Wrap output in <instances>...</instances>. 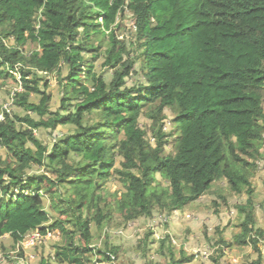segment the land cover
Returning <instances> with one entry per match:
<instances>
[{
	"label": "trees",
	"instance_id": "16d2710c",
	"mask_svg": "<svg viewBox=\"0 0 264 264\" xmlns=\"http://www.w3.org/2000/svg\"><path fill=\"white\" fill-rule=\"evenodd\" d=\"M128 15L135 32L129 45L119 39L125 24L118 20ZM11 38L16 45L9 47ZM27 42L36 45L28 53ZM103 45L105 66L115 70L110 83L95 70ZM65 67L61 106L53 111L52 95L40 86L49 89L48 77ZM15 73L21 112H5L0 122V238L11 235L17 244L37 230L43 238L59 230L67 244L53 256L57 264H136L118 263L124 250L108 239L90 247L91 224L100 232L117 215L119 226L170 215L226 181L231 195L246 197L234 205L242 217L234 245L255 249L253 264L263 263L253 180L264 168V0H0V78L17 82ZM132 73L142 77L129 86ZM167 109L175 116L169 135ZM144 115L153 121L155 146L140 126ZM62 127H70L63 136ZM113 177L124 188L121 199L109 195ZM45 199L61 213L47 228ZM220 205L211 204L217 214ZM154 233L131 249L151 264ZM224 233L218 226L211 240L214 262L233 246ZM159 244L166 264L194 260L183 250L178 256L169 235Z\"/></svg>",
	"mask_w": 264,
	"mask_h": 264
},
{
	"label": "rangeland",
	"instance_id": "374dc122",
	"mask_svg": "<svg viewBox=\"0 0 264 264\" xmlns=\"http://www.w3.org/2000/svg\"><path fill=\"white\" fill-rule=\"evenodd\" d=\"M121 18V17H120ZM118 19L119 21L125 24L119 33V39L125 40L128 45L130 42L135 40L134 33L131 32L132 27V19L130 15L127 16V19ZM102 22V20H100ZM6 45L9 47L15 46L16 42L14 38L7 40ZM24 51L26 53L34 50L36 45L34 43L27 42L23 45ZM98 47V45H96ZM106 45L99 50L97 53V59L95 60L96 71L103 76L106 82H112V78L114 76V68L106 67V57L104 52L106 50ZM96 56V53L93 54ZM130 59L129 55L125 56V60ZM139 66V64H138ZM69 73L67 67L63 68L60 73H54L48 77L49 89H45L44 85L40 86L42 91L47 90L48 94L52 95V101L50 103V107L53 111H58L61 106L62 99V88L60 86L59 81L66 77ZM16 79L19 81L15 82L11 78L2 79L0 78V119L4 114L5 110L9 109L12 111H20L21 109L15 105L12 107H8L10 105L12 98L16 93L22 92V88L20 85V77L18 73H15ZM46 78V76H44ZM141 75H136L132 73L130 77L127 78L128 85H132L137 79H140ZM39 94H34L31 96L32 101L38 102L39 97L36 96ZM167 118L164 120V133L169 135L175 129V124L173 122L174 119V111H170L167 109L166 111ZM140 126L148 130V137L150 138L151 145L155 146L156 140L155 135L153 134V121L149 119L147 115H144L140 119ZM70 130V127H62L59 129V134L64 135ZM39 136H43L46 139H51L54 141V134H51L50 131L41 132ZM174 141V138L172 139ZM51 145V143H48ZM172 144L166 146L167 151H170ZM264 152V148L262 149ZM0 154L6 156V152L1 148L0 145ZM121 161V160H120ZM119 165V161H118ZM262 172L258 173L254 178V186H255V196L257 204L255 206L258 208V225L257 227L264 230V210H260L261 203L264 202V168ZM116 179V178H115ZM114 177L111 178V181L108 185L109 195H114L117 199H121L122 192L124 188L121 186L118 180H115ZM118 179V178H117ZM163 185L165 182L162 178H157ZM224 182H216L213 185V188L201 198V200L195 203L192 206H189L183 210L176 211L178 215L174 213H164L160 215L158 212L155 213L154 218L151 219H137L134 221H129L124 226H119L117 221L119 220V216H115L112 218L111 226L106 227L105 230L97 232L96 226L91 224V232L94 235L92 244L90 247H98L103 248L108 239L111 244L121 245L123 253L119 257L118 263L128 262L134 260L136 264H151L148 259L142 257L141 253L135 254V252H131L132 247H134L138 240L142 238V235L147 232L149 229L154 231L153 240L155 241L151 246V261L152 264H166L168 262L165 257L161 256L159 253L160 241L169 235L173 240V245L176 246L178 250L177 255L180 256L179 251L183 250L186 252L188 256H194V260L190 263L186 264H253L258 261V253L255 249L252 248H244L238 247L234 245L233 236L240 232V226L242 223V217L238 213V209L234 206L236 203L245 202L246 197L240 198L234 194H230L227 190V186L224 185ZM220 195H224L227 198V205L225 201L220 199ZM111 198V197H110ZM218 201L221 203L219 213L214 212V207L211 206L213 201ZM113 207L114 199L110 200ZM46 211L50 213V221L45 224L46 228L49 224H54L56 219L60 217V211L55 210L52 207L54 204H50L47 199H45ZM66 218V217H62ZM218 226H221L225 229L224 236L233 244L232 247L225 248V255L219 262H214L211 256L215 253L214 242L211 241L215 236V230ZM69 227V225H68ZM190 229L192 236H187L185 233ZM207 231V235L205 234ZM96 236V238H95ZM33 237L34 243L29 239ZM0 260L7 264H40L41 259L44 257L49 259L51 264H57L53 259L56 251L60 246L67 244L65 241V237L60 235L59 230L55 232H50L46 237H42V233L40 230L33 232L24 239V241L18 242L17 244L13 243V238L11 235H5L0 238ZM78 239V238H77ZM210 239V240H209ZM211 241V242H210ZM78 246H83V243L77 241ZM12 245L16 246L14 249ZM5 247L6 250L3 248ZM263 249V246H261ZM3 249V250H2ZM17 251H21V253H17ZM128 251V253H127ZM16 252V253H12ZM3 254H8L11 259H7L3 257ZM51 256L52 260L49 258ZM162 262V263H161ZM99 264L96 261V258H93V263L91 264ZM264 264V257L263 263Z\"/></svg>",
	"mask_w": 264,
	"mask_h": 264
},
{
	"label": "clouds",
	"instance_id": "9594fccd",
	"mask_svg": "<svg viewBox=\"0 0 264 264\" xmlns=\"http://www.w3.org/2000/svg\"><path fill=\"white\" fill-rule=\"evenodd\" d=\"M22 83L20 82V85H21ZM21 88H22V86H21ZM22 90H23V88H22ZM19 92V91H18ZM15 97H16V94L14 95V97L12 98V101H11V103H10V107H12V105H14V103H15ZM5 112H11V110H9V109H7V110H5ZM4 112V113H5ZM3 118H4V114L2 115V117H1V119H0V122L3 120Z\"/></svg>",
	"mask_w": 264,
	"mask_h": 264
},
{
	"label": "built area",
	"instance_id": "2783aa9c",
	"mask_svg": "<svg viewBox=\"0 0 264 264\" xmlns=\"http://www.w3.org/2000/svg\"><path fill=\"white\" fill-rule=\"evenodd\" d=\"M8 107H10V105H8ZM175 214L176 215H178L177 213H176V211H175ZM30 236H31V234H30ZM30 241H32V243H34V238L33 237H31L30 239H29V244H30ZM14 253H16V252H13V254ZM2 257V256H1ZM3 259V258H2ZM2 261V260H1Z\"/></svg>",
	"mask_w": 264,
	"mask_h": 264
}]
</instances>
